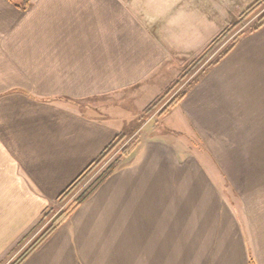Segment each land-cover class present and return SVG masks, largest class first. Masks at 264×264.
<instances>
[{
    "label": "crops",
    "instance_id": "1",
    "mask_svg": "<svg viewBox=\"0 0 264 264\" xmlns=\"http://www.w3.org/2000/svg\"><path fill=\"white\" fill-rule=\"evenodd\" d=\"M13 1L0 0V258L117 135L138 129L143 110L222 31L203 32L209 21L178 29L141 13L137 0H27L26 9ZM243 1L185 2L190 12L199 4L218 12L248 7ZM163 118L161 128L138 130L134 154L23 264L143 263L145 255L175 264L190 254L202 235L193 221L207 230L209 200L222 210L224 151L264 141V26ZM231 219L243 264H264V219L259 229L251 215L233 210Z\"/></svg>",
    "mask_w": 264,
    "mask_h": 264
},
{
    "label": "rangeland",
    "instance_id": "2",
    "mask_svg": "<svg viewBox=\"0 0 264 264\" xmlns=\"http://www.w3.org/2000/svg\"><path fill=\"white\" fill-rule=\"evenodd\" d=\"M185 1L186 0H176V2H181L179 6L180 9L177 10L171 8L170 5L172 0H137L135 4H138V2L141 3L142 9L139 10H143L141 13H145V15L152 17V14L155 12L158 14L159 19L160 17H165L163 18V22L167 23L169 21H175L176 23L181 24L180 28L178 29H182L185 24H191L195 27L201 26L203 28L205 22L209 21L208 27L205 29L203 28V32L208 34L220 30L223 31L232 23L238 21L240 14L247 8L239 9L238 11H236V9L234 11V9L229 8L217 12L212 10V7L207 6V4H199L198 6L200 7L196 11L190 12V9L188 8L190 5L187 6ZM192 1L196 2V0ZM204 1L212 5L210 0ZM211 1L219 2L221 0ZM254 1L256 0H244L243 4L250 5ZM137 7H139V5ZM263 14L264 6L250 19L237 26L224 40H222L218 46L214 47L200 63L194 64L195 60L206 48L197 57L186 61L185 66L182 68L181 74L185 72L187 73V76L182 79L180 85L164 98H162V95L166 91L163 92L143 110L141 115L138 117V129H135L129 133H120L127 134L129 137L125 144L138 141L139 136L137 132L138 130L141 131V129L144 127H147L148 130L153 129L155 126L161 128L162 122L160 123V121H163V117L167 116L176 106L162 115L161 112L171 103L176 95L183 91L187 84L192 81L193 78L198 73H200V71H202L211 61L216 59L218 55L232 43L233 38L237 34L254 26ZM168 18H170V20H168ZM148 107L150 110L148 111L150 113L146 115V109ZM136 143L139 146V142ZM239 144L240 145L236 149H233L234 151L225 150V157L221 159L225 164V168L229 172V174H225L224 177L226 187L224 190H222V210L220 211L219 207H213V205L210 204L211 200H209L207 230L203 229L205 224L204 222L193 221L192 232L194 234L197 232L198 235L202 234L201 237L198 236L201 238V240L198 239V244L196 245L194 242L197 239L193 237L192 252L190 254H177L175 264H243L244 254L242 252L241 246H236V239H234L232 236V225L234 221L231 218L233 215V210H236L237 215L244 221L250 218L251 215V225L255 229H259L263 223L264 141L251 143L244 142ZM250 144L251 147L249 146ZM193 145L196 146L195 141H193ZM120 150L121 149H118V151H115L113 154H111V156L108 157V159L76 189V191L65 203H59L56 200L53 205L48 207L54 208L55 211L64 210L73 200L78 198L80 194H82L98 176H100L113 162L116 161ZM231 152H233L234 156H230ZM249 154H251V156L247 157ZM233 181L240 185L242 189H232L231 186ZM247 201L251 202V207L249 204L247 205ZM2 208V215H4L7 208ZM219 213L222 215L220 216ZM54 216H56V214L52 216L49 215V217H47V219L43 222H41V218H39V220L33 224L27 233H25V235H23L21 238L17 239V241L7 250V252L1 256L0 263L10 264L13 262L51 222ZM194 217L195 216H193V218ZM199 223L201 225L200 230L197 228V226L199 227ZM204 234H207V238L204 237ZM199 241L202 243L201 245ZM129 264H151V262L150 260L146 259L145 255V261L143 263L135 262Z\"/></svg>",
    "mask_w": 264,
    "mask_h": 264
},
{
    "label": "trees",
    "instance_id": "3",
    "mask_svg": "<svg viewBox=\"0 0 264 264\" xmlns=\"http://www.w3.org/2000/svg\"><path fill=\"white\" fill-rule=\"evenodd\" d=\"M24 4L21 5L15 0V5L22 9H26L29 5L27 0H23ZM264 6V0H256L250 4L241 14L239 20L232 23L230 26L226 27L221 31L206 47V49L200 54V56L195 60V63H200L208 55V53L216 46H218L222 40H224L237 26L242 22L247 21L253 15H255ZM264 26V14L258 19L257 23L250 27L248 30L237 34L232 43L221 52L216 59L211 61L200 73H198L192 81H190L186 88L181 91L176 97L171 101V103L161 112V115L168 112L175 106H177L187 94L198 84L200 79L205 76L210 69L215 67L223 58H225L230 51L238 44L241 37L247 33L254 32ZM187 76V73H183L178 77V79L173 82L166 92L162 95V98L169 95L173 90H175L181 83L182 79ZM149 107L146 109V115L150 112ZM131 137V136H130ZM129 139L127 134L117 135L113 141L100 153V155L93 160L85 169L58 195L57 201L59 203H65L71 195L76 191V189L92 174L94 173L115 151H119V156L116 161L113 162L100 176H98L94 182H92L89 187L82 193L78 198L73 200L64 210L55 211L54 208L47 207L40 219L41 222L47 219L49 215H55L51 222L42 230V232L28 245V247L10 264H23L30 256L33 254L57 229H59L63 223L73 214V212L85 201L87 200L103 182L113 174L119 166L129 158L137 150L138 144L134 141L132 143L125 144ZM122 147V148H121ZM1 264V263H0ZM251 264H255L251 261Z\"/></svg>",
    "mask_w": 264,
    "mask_h": 264
}]
</instances>
